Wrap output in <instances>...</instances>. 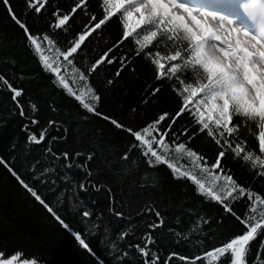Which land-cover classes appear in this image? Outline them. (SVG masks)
I'll return each mask as SVG.
<instances>
[{
  "label": "trees",
  "instance_id": "trees-1",
  "mask_svg": "<svg viewBox=\"0 0 264 264\" xmlns=\"http://www.w3.org/2000/svg\"><path fill=\"white\" fill-rule=\"evenodd\" d=\"M78 2L48 0L42 12L36 14L27 7L26 0H9L16 16L36 36L44 49L43 54L53 61L58 58L57 48L66 51L79 34L103 19L106 11L115 13L86 38L72 57V65L62 57L58 58L62 66L60 74L69 87L76 95L83 93L84 101L93 103L98 113L117 120L125 129L142 132L146 124L162 114L176 116L183 106L184 96L189 94L183 91L185 85L199 87L207 82L202 69H193V46L184 40L182 31H160L151 44L146 43L141 49L138 41H143L149 31L156 30L144 26L118 44L124 31V16L123 10L116 11L112 7V2L85 0L84 6L71 15L65 27L56 29L51 26L55 22L53 12L70 14ZM45 34L54 41L53 45L44 41ZM172 36L180 38L169 39ZM109 49H112L109 59L114 62L102 64L94 73H86L87 81L80 80V72L89 69ZM175 51H181L182 57L175 62L181 68L173 76L168 72L171 64L167 56ZM157 52L160 57L156 56ZM154 59L168 61V66L163 69L165 77L159 80L152 63ZM73 68L79 71H73ZM0 75L14 87L24 90L21 103L27 110V116L21 117L9 91L0 83V158L36 190L55 213H49L9 168L0 164L1 259H10L20 253L17 261L21 264L24 260L35 261V264H144L147 258L141 256L137 245L143 247L148 239L146 234L151 232L153 243L148 248L162 261L171 256L169 264H192L193 261L195 264H230V257L217 260L207 253L246 230L236 216L253 215L249 211L251 201L247 197L226 199L224 203L233 209V215L225 211L223 204L200 195L191 180L177 178L181 171L188 172L223 196V178L217 180L215 175L202 172L193 163L195 157H189L187 151H175L173 141L184 143L186 149L203 158L201 163L206 160L209 167L218 152L225 150L223 174L231 175L237 185L250 191L253 200L256 195L264 198V176L258 175L264 171V166L258 163L253 166L251 162L243 161L242 156L235 157L227 146L217 145L215 140L221 137L215 125L205 120L214 136H209L207 130L201 131L202 125L192 103L174 125L176 135L168 138L170 150L160 149L178 171L174 173L162 164L150 167L146 162L148 158L141 155L146 148L137 147L133 136L108 120L87 112L67 89L58 84L53 74L42 68L33 46L2 2ZM89 87L100 97L99 101L91 99L87 91ZM150 89H159V92L152 95ZM29 101L36 105L35 112ZM30 119L39 121L38 125H29L30 132L37 133L48 127L49 121L56 122L55 126L48 128L46 140L39 145L27 142L22 130ZM171 122H163L161 130L167 129ZM236 122L242 124V130L233 135V146L237 136L243 137L245 151L251 152L253 158L259 155L264 159L258 139L264 128L258 121L237 119ZM185 130L187 135L180 136ZM224 139H228L227 134ZM126 151L129 160L122 158ZM65 152L71 159L63 158ZM89 155L93 159L87 161ZM81 184L85 187L81 188ZM150 209L160 213L159 219L163 223L158 229L148 227L157 222ZM84 212L89 215L85 217ZM261 212H264V205L257 204L255 215L259 217ZM75 234L82 236L89 246L87 249L75 239ZM259 239L264 240V234ZM258 248H264V245L254 242L247 257L248 264H264L257 259Z\"/></svg>",
  "mask_w": 264,
  "mask_h": 264
},
{
  "label": "snow or ice",
  "instance_id": "snow-or-ice-1",
  "mask_svg": "<svg viewBox=\"0 0 264 264\" xmlns=\"http://www.w3.org/2000/svg\"><path fill=\"white\" fill-rule=\"evenodd\" d=\"M8 9V12L15 23L23 30L26 39L34 48V52L38 55L39 62L42 68L50 72L56 77V81L62 88L67 89L69 94L78 101L83 109L89 113L100 116L101 118L108 120L113 126L126 130L131 136L134 137V143L137 147H144L146 151L142 152L143 157H147V164L151 167L156 164L167 165L175 173L178 170L175 166L169 163V160L165 155L161 154L160 149L168 152L171 148L168 142L169 137H174L176 134L173 132V128L178 118L181 117L189 110L190 103L197 97H203L204 107L208 110L207 120L215 125L216 132L221 139H216L217 145L223 144L230 149L235 157L240 158L242 156L243 161L251 162L253 166L257 163L264 166V159H261L259 155L253 158L251 152H246L243 144L246 141L243 137L237 136L235 146H233L232 137L235 133L242 130V124L237 123L236 120L259 122V126L264 128V0H203L202 3L191 6L187 2L182 0H116L112 7L116 11L123 10L124 23L123 34L119 43L127 40L136 29H140L144 26L154 27L156 30H151L147 35L143 37V41H138L141 49L145 47V44H151L158 36V32H180L184 33V40L190 41L193 46V55L191 62L193 69H202L203 74H206V83H202L199 87H193L192 84L184 86L183 91L189 93L184 96L183 106L180 107L175 117L165 113L160 115L154 122L146 124L143 131H134L131 128H124L120 122L112 119L108 116H104L98 113L93 103H86L81 95H76L75 92L69 87L65 77L61 75L62 66L59 62V57H62L68 65L73 64V59L78 51L81 49L82 44L86 38L100 29L106 21L109 20L115 13L113 11H106V15L103 19L95 23L94 27H88V30L83 34H79L78 39H75L74 43L67 48L66 51L56 49L58 54L57 60L53 61L50 56L44 55V49L38 42L36 36H34L26 24L21 21L12 9L9 0H0ZM105 4H109L111 0H103ZM48 0H26V5L34 13L40 14L45 8ZM85 4V0H79L78 3L72 8L70 14L61 15L59 11L53 12L52 15L55 18V22L52 27L61 29L65 27L70 21L71 15L78 9H81ZM238 10L242 14L248 17L249 22L253 28L248 29L244 26L237 27L233 18H226L231 10ZM182 13V14H181ZM138 14V18H136ZM95 21V17L92 18ZM129 21H133L131 24ZM210 21L218 22L216 26H213ZM254 29V30H253ZM227 32V37L222 38L221 33ZM179 36L169 37L171 40H178ZM44 41L48 45H53L54 41L45 34ZM226 45V46H225ZM112 49L105 52L104 55L96 59L91 64L89 69H85L80 72V80L87 81V74L98 71L99 67L104 64H112L114 61L109 59V55ZM157 57H160V53H156ZM182 57L181 51H175L174 54L167 56V60L171 66L168 68V72L173 76L180 70L181 65L175 63ZM152 63L155 65L158 75L157 79L165 77L163 69L165 64L160 62V59H154ZM66 70V69H65ZM73 71H79L73 68ZM117 76L121 73L118 71ZM187 74V72L185 73ZM183 83V80L180 81ZM0 83H2L11 95V99L18 110V114L21 117L27 116V110L21 98L24 95L22 88L18 89L3 75H0ZM109 84L112 81L108 82ZM190 90V91H189ZM91 95L93 101H99L100 97L95 94L92 88L87 89ZM152 95H157L159 89H150ZM199 102V101H197ZM29 106L32 111L35 112L36 105L29 101ZM171 120L167 129L161 130L163 122ZM199 124L202 125L201 131L207 130L209 136H214L213 129L209 123L204 120L203 113H200ZM39 121L36 119H30L28 124L23 126L26 133L27 142L39 145L44 142L48 135V128L55 126V121H49L48 127L37 132H30L29 125H38ZM227 134L228 139H224ZM180 136L187 135V130L179 134ZM149 137H151L149 139ZM55 139V138H54ZM191 139V137H189ZM259 151L264 153V131L259 133ZM175 143V151L180 153L187 151L189 157H195L193 163L202 172L208 173L210 176L215 175L219 180L221 177L227 182L223 196L212 188H207L205 183L197 179L195 175H191L188 172L181 171L177 178H186L191 180L192 183L197 185V192L200 195H206L211 200L223 204L226 212L235 215L233 209L225 204L226 199L238 200L243 197H247L251 201V207L249 211L253 215H246L245 217L236 216V219L244 225V231L234 235L227 243L222 246L216 247L214 251H209L208 256H212L217 260L221 258H229L230 264H248V255L251 251V246L254 242H258L260 245H264V240H260L259 237L264 234V212H261L259 217L255 215L256 205H264V198L260 195H256L254 200L252 199V193L247 191L243 186H239L233 180L231 175H224L222 170V160L227 154L225 150H220L215 157V162L208 166L206 160L201 163L203 159L196 152L186 149L184 143ZM51 151V150H49ZM78 156L82 155L77 153ZM64 159H71L68 152L63 153ZM124 160H129V153L126 151L122 157ZM154 158V160H153ZM93 159L92 155L87 157V161ZM86 161V163H87ZM0 164L9 168V171L16 177L18 182L38 201L43 205L49 213L55 215L53 209L45 202L44 199L29 186L24 180H22L16 171L11 168L3 158H0ZM217 170L219 174H217ZM44 171H47L45 169ZM260 176H264V171L258 173ZM81 188L85 185L81 184ZM238 193V196L236 195ZM153 215L157 217L156 223L148 225L149 229H158L163 223L159 219L160 213L155 209H150ZM83 215L87 217L88 212H84ZM121 215V213H116ZM56 219L63 224V221L59 216ZM207 223V221H205ZM67 227V225H65ZM125 234H122V237ZM148 239L143 247L137 245V248L141 256L146 257L144 264H169V260H161L158 254L152 253L148 248V245L153 243L151 232L146 234ZM75 239L84 248H88V244L82 238L80 234H75ZM20 253L12 255L10 259H0V264H14L18 260ZM258 260L264 262V248H258L256 252ZM183 261L184 257H180ZM199 259V258H197ZM22 264H35V261L24 260ZM192 264H195L193 261Z\"/></svg>",
  "mask_w": 264,
  "mask_h": 264
},
{
  "label": "rangeland",
  "instance_id": "rangeland-1",
  "mask_svg": "<svg viewBox=\"0 0 264 264\" xmlns=\"http://www.w3.org/2000/svg\"><path fill=\"white\" fill-rule=\"evenodd\" d=\"M111 2H112V4H114L116 2V0H111ZM182 2H187L191 6H196V5L200 4V3H202L203 0H182ZM136 18H138V14H136ZM226 18H233L234 21H238V23H235V26H237V27L244 26V27H246L248 29H252L253 28L252 24L248 20V17L245 16L244 14H242L241 12H239L238 10H235V9L231 10L229 15L226 16ZM129 22L132 23L133 21H129ZM210 23H212L213 26H216V24H218V22H214V21H210ZM221 35H222V38H226L227 37V32L226 31L222 32ZM161 63L165 64L166 67L168 66V61H161ZM197 101H199V102H197ZM191 103H192L193 107L195 108V111L197 112V115L200 116V113H203L204 120H207L208 110L204 107L203 97H197ZM223 184H224L223 186L225 187L227 182L223 180ZM14 264H21V263H19L17 261V262H14Z\"/></svg>",
  "mask_w": 264,
  "mask_h": 264
}]
</instances>
